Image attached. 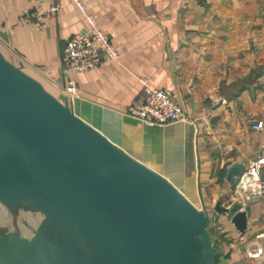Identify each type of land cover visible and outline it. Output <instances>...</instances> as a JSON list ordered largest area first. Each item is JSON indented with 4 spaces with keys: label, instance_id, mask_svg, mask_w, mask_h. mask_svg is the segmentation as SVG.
Masks as SVG:
<instances>
[{
    "label": "crops",
    "instance_id": "1",
    "mask_svg": "<svg viewBox=\"0 0 264 264\" xmlns=\"http://www.w3.org/2000/svg\"><path fill=\"white\" fill-rule=\"evenodd\" d=\"M82 2L111 38L118 60L62 72L65 42L88 27L68 0H0V34L7 39H0V52L57 98L74 83L77 117L196 208L204 206L215 264H264V240L256 239L264 233L262 207L244 206L225 179L230 165L245 168L264 143V0ZM53 5L57 12L46 14ZM141 79L172 94L180 120L145 125L127 114L145 99ZM257 122L260 131L251 129ZM218 204L227 212H216ZM237 212L246 216L243 233L231 224ZM260 247L261 257L245 258Z\"/></svg>",
    "mask_w": 264,
    "mask_h": 264
},
{
    "label": "water",
    "instance_id": "2",
    "mask_svg": "<svg viewBox=\"0 0 264 264\" xmlns=\"http://www.w3.org/2000/svg\"><path fill=\"white\" fill-rule=\"evenodd\" d=\"M0 39H7L0 34ZM225 172L231 185L242 172ZM0 204L43 215L0 230V264H215L211 218L0 52ZM233 205L230 210H234ZM216 212L227 209L214 208ZM246 229L244 212L231 218Z\"/></svg>",
    "mask_w": 264,
    "mask_h": 264
},
{
    "label": "built area",
    "instance_id": "3",
    "mask_svg": "<svg viewBox=\"0 0 264 264\" xmlns=\"http://www.w3.org/2000/svg\"><path fill=\"white\" fill-rule=\"evenodd\" d=\"M68 1L76 5L84 15L88 27L65 42L61 53L62 72L69 76V74L93 70L102 63L118 60L119 54L113 47L111 38L99 28L97 19L87 12L82 0ZM58 8L59 5H53L45 13L55 14ZM140 82L145 99L141 105L127 109L129 116L140 120L145 125L159 126L181 119V108L170 92L150 87L145 79H141ZM57 84H55L56 87ZM75 91L74 83H67L65 95L71 102ZM262 128V122L251 126V129L255 131H260ZM234 188L244 206L260 203L264 214V143L256 159L250 161L237 176ZM256 239L264 240V233L256 235ZM262 253L263 250L260 247L254 252H245V258L257 259L262 256Z\"/></svg>",
    "mask_w": 264,
    "mask_h": 264
},
{
    "label": "rangeland",
    "instance_id": "4",
    "mask_svg": "<svg viewBox=\"0 0 264 264\" xmlns=\"http://www.w3.org/2000/svg\"><path fill=\"white\" fill-rule=\"evenodd\" d=\"M45 90L47 89L45 88ZM258 204L260 205V203ZM42 219L43 215L38 212H26L20 209L11 212L0 204V230L5 231V233L15 232L22 237L30 238L33 236L34 231ZM207 232L211 238L212 230H209V227Z\"/></svg>",
    "mask_w": 264,
    "mask_h": 264
},
{
    "label": "flooded vegetation",
    "instance_id": "5",
    "mask_svg": "<svg viewBox=\"0 0 264 264\" xmlns=\"http://www.w3.org/2000/svg\"><path fill=\"white\" fill-rule=\"evenodd\" d=\"M16 209H20V210H22V211H26L27 212V210H25V209H23V208H21L20 206H17L13 211H11V212H14V211H16Z\"/></svg>",
    "mask_w": 264,
    "mask_h": 264
},
{
    "label": "trees",
    "instance_id": "6",
    "mask_svg": "<svg viewBox=\"0 0 264 264\" xmlns=\"http://www.w3.org/2000/svg\"><path fill=\"white\" fill-rule=\"evenodd\" d=\"M5 57V56H4ZM6 58V57H5ZM45 89V88H44ZM48 92V91H47ZM52 95V94H51ZM54 96V95H53ZM55 97V96H54ZM57 98V97H56Z\"/></svg>",
    "mask_w": 264,
    "mask_h": 264
}]
</instances>
